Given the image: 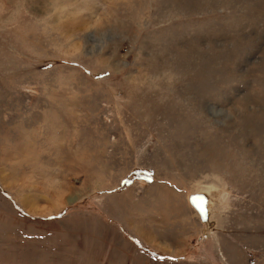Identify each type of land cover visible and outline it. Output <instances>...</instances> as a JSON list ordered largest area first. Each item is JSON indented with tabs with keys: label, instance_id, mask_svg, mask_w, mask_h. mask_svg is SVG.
Returning a JSON list of instances; mask_svg holds the SVG:
<instances>
[{
	"label": "rangeland",
	"instance_id": "rangeland-1",
	"mask_svg": "<svg viewBox=\"0 0 264 264\" xmlns=\"http://www.w3.org/2000/svg\"><path fill=\"white\" fill-rule=\"evenodd\" d=\"M0 264H264V0H0Z\"/></svg>",
	"mask_w": 264,
	"mask_h": 264
},
{
	"label": "water",
	"instance_id": "water-1",
	"mask_svg": "<svg viewBox=\"0 0 264 264\" xmlns=\"http://www.w3.org/2000/svg\"><path fill=\"white\" fill-rule=\"evenodd\" d=\"M193 202H194V204L197 206V208L199 210L203 209L204 201H202V199H200L199 197H194L193 198Z\"/></svg>",
	"mask_w": 264,
	"mask_h": 264
},
{
	"label": "bare ground",
	"instance_id": "bare-ground-1",
	"mask_svg": "<svg viewBox=\"0 0 264 264\" xmlns=\"http://www.w3.org/2000/svg\"><path fill=\"white\" fill-rule=\"evenodd\" d=\"M201 199V197H199Z\"/></svg>",
	"mask_w": 264,
	"mask_h": 264
}]
</instances>
